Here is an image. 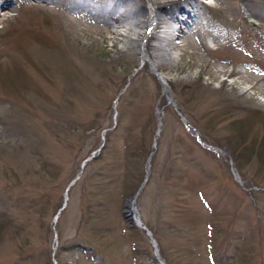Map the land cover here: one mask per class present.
<instances>
[{
	"label": "rangeland",
	"instance_id": "obj_1",
	"mask_svg": "<svg viewBox=\"0 0 264 264\" xmlns=\"http://www.w3.org/2000/svg\"><path fill=\"white\" fill-rule=\"evenodd\" d=\"M11 1L0 13V264H264V0H206L213 24L160 48L148 39L156 70L140 27L75 17L71 0ZM104 143L54 239L65 189Z\"/></svg>",
	"mask_w": 264,
	"mask_h": 264
},
{
	"label": "bare ground",
	"instance_id": "obj_2",
	"mask_svg": "<svg viewBox=\"0 0 264 264\" xmlns=\"http://www.w3.org/2000/svg\"><path fill=\"white\" fill-rule=\"evenodd\" d=\"M107 1H114V4L103 1L99 5V8H94L95 13L101 20H106L105 23H108L116 32L118 28H122V26L125 25H133L136 29L139 27L143 29V33L137 32L141 59L142 61H149L148 63H150L153 70H156L159 66L160 61L158 62V60L161 59V57L157 56L159 59H155L156 56L148 52V39L152 37L156 40V43L151 44L152 49L160 48L161 41H165L167 39V34L170 32V26L167 25L168 31H165L162 35H157L159 28L163 24L161 14H168L170 16V19H167L168 21L172 20L178 24L186 25L188 23V17L184 19V16L187 15V11H192L199 6L200 3L198 0H147L149 7L145 8V6L141 4L137 5L135 0ZM70 5L72 10L89 7L88 3H85L83 0L72 1ZM93 6L94 5H92V7ZM72 15L78 17L75 14ZM192 15L194 16L195 14ZM84 18L88 20V18ZM193 24H195V20L192 18L191 26ZM163 55L167 57V55L170 54L164 53ZM169 58H172V56H169ZM133 205L134 201L130 200L128 202V210L134 211Z\"/></svg>",
	"mask_w": 264,
	"mask_h": 264
},
{
	"label": "trees",
	"instance_id": "obj_3",
	"mask_svg": "<svg viewBox=\"0 0 264 264\" xmlns=\"http://www.w3.org/2000/svg\"><path fill=\"white\" fill-rule=\"evenodd\" d=\"M109 134H110V133H108V135H107V140H108V141L111 140ZM101 188H105V187L101 186Z\"/></svg>",
	"mask_w": 264,
	"mask_h": 264
}]
</instances>
